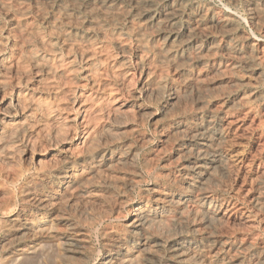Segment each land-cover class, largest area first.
<instances>
[{
  "label": "bare ground",
  "instance_id": "1",
  "mask_svg": "<svg viewBox=\"0 0 264 264\" xmlns=\"http://www.w3.org/2000/svg\"><path fill=\"white\" fill-rule=\"evenodd\" d=\"M220 1L0 0L1 260L96 231L99 264H264V48L231 11L264 38V0Z\"/></svg>",
  "mask_w": 264,
  "mask_h": 264
},
{
  "label": "rangeland",
  "instance_id": "2",
  "mask_svg": "<svg viewBox=\"0 0 264 264\" xmlns=\"http://www.w3.org/2000/svg\"><path fill=\"white\" fill-rule=\"evenodd\" d=\"M207 1L212 2L214 5L216 4L215 6L219 10H223V9L226 10L227 9L225 4L222 1H220V0H207ZM221 4H222V6H221ZM234 10H231V11L233 13L235 12V14L241 19L240 29L241 30L245 29L244 31L243 30L242 31L247 33V34H249V35H252L255 38H257L258 40H260V42H261V44H262V46L264 48V41H262V39L264 40V38L259 37L260 35L257 36L255 34V32L253 31V29L247 24L246 20H244V13L242 12V10L241 9H236V8H234ZM152 109L154 111L158 112L157 108H152ZM137 128L139 129V131H141V133L146 135L148 137V139H149V142L146 143V147H145L146 149L145 150L146 151H149V150L153 151L154 149L156 150L157 147H159L160 139H159V134L157 133V131H156L155 127L153 126V124L150 123L149 120H146L145 122L144 121H142L141 123L139 122L137 124ZM258 133H255L253 135V137H251V139L249 140V142L247 143V145H246V147L244 149L245 150V154L247 156V160H248L247 162H249L253 158H256L255 154H257L256 152L258 150V149H256V148H258L257 147L258 138L256 136H258ZM256 139H257V141L255 142L254 140H256ZM247 152H249V153H247ZM253 152L255 154H252ZM263 162H264V157H259V158L257 157L256 160H255V167L257 165H259V163H263ZM241 182H242V178L238 179V178H235V177H230L229 178V182H226L225 185H226L227 188L229 186H231V189L236 190L237 187H239L241 185ZM250 194H251V197L252 196L254 197L256 195L255 192H252V191H251ZM238 199H239L238 200L239 203L237 202L238 207H240L242 210H246L247 209L246 211H251V209L249 207L250 206V202H249L248 196L243 197V198L240 196V197H238ZM244 199H246V200H244ZM243 201H244L245 204L243 203ZM251 215H252L254 223H255V230L253 231V233L257 234V235L255 234V237H254V234L252 233V236H253L254 239L257 238L256 243H259L260 241H264V211H262V212L258 213V215H256L255 212L252 210L251 211ZM124 217H125V215H123L122 213L114 212L109 217H103L100 220H98V223H97L98 226L97 227L104 228L106 226H110L111 224L121 225L123 223V221H124ZM257 223H259V224H257ZM46 224L47 223H45V222L42 223V225H43L42 227L49 226L48 224L47 225ZM233 226H235V227H233ZM230 228L231 229L234 228L233 232L235 234H233V236L236 237V238H234V240H236V241L239 240L240 241V239L243 238L242 237L243 235H241L242 232L238 233L239 231L237 230L236 225H232ZM60 229H61V227H57L56 228V230H58V231ZM222 235L223 236L226 235L225 237H228L227 236L228 234H226V233H223ZM54 243L56 244V246L59 247V245L55 241H43V243L41 242L40 245L34 250L35 252H31L33 254L35 253V255H33V254L31 255V253H29V254H26V255H23V256H20V257H18V256H13V258H12V256H11V258L7 257L6 259H2V260L0 259V264H99L101 259L103 258V256L106 253L105 250H107V248L105 247L106 245L103 242V239L99 235V232H96V231L90 233V235H89V243H88L89 246H87L86 249L83 251V256H76L70 262H66L65 261L63 255H62L63 253L59 250L58 247L55 246ZM231 254H233V253H231ZM30 257L33 258V259L31 260ZM246 257H248V256H246ZM246 257H243L242 255L238 254V256H237L238 259L236 258L234 264H237V263L238 264H251V263L254 262V260H252L251 258H249V257L246 258ZM244 258H246V259H244ZM132 259L137 261L139 259V256H137V254H135V255H133ZM26 260H28V261H26ZM249 260H251V261H249Z\"/></svg>",
  "mask_w": 264,
  "mask_h": 264
}]
</instances>
